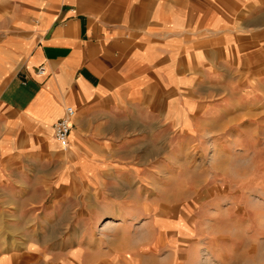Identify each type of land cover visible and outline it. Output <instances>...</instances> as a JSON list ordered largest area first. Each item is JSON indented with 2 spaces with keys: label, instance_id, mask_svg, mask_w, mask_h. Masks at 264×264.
<instances>
[{
  "label": "crops",
  "instance_id": "crops-1",
  "mask_svg": "<svg viewBox=\"0 0 264 264\" xmlns=\"http://www.w3.org/2000/svg\"><path fill=\"white\" fill-rule=\"evenodd\" d=\"M263 35L264 0H0V264H120L98 242L57 257L41 234L151 177L246 81Z\"/></svg>",
  "mask_w": 264,
  "mask_h": 264
},
{
  "label": "rangeland",
  "instance_id": "rangeland-1",
  "mask_svg": "<svg viewBox=\"0 0 264 264\" xmlns=\"http://www.w3.org/2000/svg\"><path fill=\"white\" fill-rule=\"evenodd\" d=\"M248 54L246 81H232L233 88L216 102L214 120L204 124V116L198 133L170 137L168 151L153 154L151 177L124 189L114 204L76 202L71 217L58 218L56 233L41 234L56 243L57 257L80 242H98L113 247L115 254L108 257L120 264H228L229 242L208 237L200 225L207 213L233 205L234 218L247 223L248 198L264 200V49ZM241 153L257 160L244 182L234 183L209 167L210 159ZM181 164L196 170L204 185L190 198H166L163 189Z\"/></svg>",
  "mask_w": 264,
  "mask_h": 264
},
{
  "label": "clouds",
  "instance_id": "clouds-1",
  "mask_svg": "<svg viewBox=\"0 0 264 264\" xmlns=\"http://www.w3.org/2000/svg\"><path fill=\"white\" fill-rule=\"evenodd\" d=\"M209 167L226 179L241 183L246 181L257 169L253 153L225 155L210 159ZM204 185V178L186 165H178L175 175L169 177L163 189L166 198L187 199L195 188ZM209 212L200 225V231L212 238H223L229 242L228 264H264V200L248 198L245 207L250 214L247 223L234 218L233 208ZM174 264H180L174 261Z\"/></svg>",
  "mask_w": 264,
  "mask_h": 264
},
{
  "label": "built area",
  "instance_id": "built-area-1",
  "mask_svg": "<svg viewBox=\"0 0 264 264\" xmlns=\"http://www.w3.org/2000/svg\"><path fill=\"white\" fill-rule=\"evenodd\" d=\"M40 75L45 74L44 67L38 70ZM75 117V111L71 107L67 108L66 115L54 124L55 139L60 144L63 150L69 147V137L71 133V122Z\"/></svg>",
  "mask_w": 264,
  "mask_h": 264
}]
</instances>
